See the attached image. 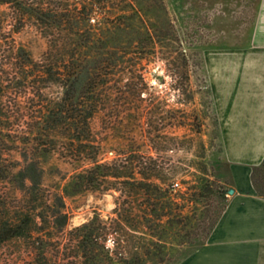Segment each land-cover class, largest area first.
<instances>
[{
	"label": "rangeland",
	"instance_id": "1",
	"mask_svg": "<svg viewBox=\"0 0 264 264\" xmlns=\"http://www.w3.org/2000/svg\"><path fill=\"white\" fill-rule=\"evenodd\" d=\"M26 1L74 4L83 0ZM104 1L107 3L97 5L90 20L93 29L100 28L97 21L110 25L123 16L167 19L173 26L170 34L178 33L183 41L180 49L188 56L185 69L181 57L175 53L176 45L169 44L173 63H166L157 55L150 62H143L140 71L135 72L127 65L119 66L112 83L101 92L103 101L99 113L90 122L101 145L100 162H111L119 149L126 150L129 144L135 143L145 162H157L162 174L169 179V188L177 184L164 200L168 207L161 213L162 229L147 224V220L152 221L154 217L146 196L88 190L64 197L65 221L40 224L32 240L3 243L0 264H32L37 260V250L32 253V247L45 249L47 264H83L70 231L95 217L102 222L101 228L104 226L112 233L105 240L110 254L116 250L115 240L125 249L119 251L129 256L135 247L147 243L139 239L141 232L146 233V240L151 239L149 235L158 233L166 246L153 257L165 264H177L191 254L196 245L205 243L211 218L226 203L216 197L218 187L227 189L228 198V171L222 160L221 133L206 60L212 53L248 44L257 0ZM58 35L64 36V31L44 30L26 16L24 20H15L8 5L0 6V164L17 172L31 161L39 163L41 170L37 176L48 195L61 194L62 186L73 174L90 167L88 161L74 162L65 158L60 141L54 144L44 136L43 115L60 99L62 88L35 75L36 70L28 59L43 61L45 52L54 48L53 39ZM134 84L143 91L139 98L133 95ZM26 173L31 174L29 170ZM199 181L209 187L192 196L198 191L190 189ZM14 187H20L16 178L9 184H0V191L20 197ZM123 209H127L134 221L130 218V223H125ZM44 211L50 215V211ZM116 227H120L118 238L111 230ZM136 227H140V232L133 231Z\"/></svg>",
	"mask_w": 264,
	"mask_h": 264
},
{
	"label": "trees",
	"instance_id": "2",
	"mask_svg": "<svg viewBox=\"0 0 264 264\" xmlns=\"http://www.w3.org/2000/svg\"><path fill=\"white\" fill-rule=\"evenodd\" d=\"M101 3L107 2L83 0L74 4H65V1L33 4L26 0H0V6H9L15 20H24L26 16L34 19L44 30L64 31V36L58 35L57 39H53L54 48L45 52L43 61H28L36 70L35 75L62 88L60 99L53 102L43 115L46 122L44 136L54 144L55 141H60L65 158L74 162L88 161L90 164L89 168L73 174L62 186L61 194L55 195H48L42 188L40 176H37L41 170L39 163L31 161L17 172L0 164V184H9L12 178L18 179L20 184V187H14L20 197L0 191V246L15 239L32 240L36 230L41 228L40 224L65 221L64 197L88 190H114L126 193L124 195L129 197L146 196L151 215L154 217L152 221L146 219L147 224L154 223L150 226L162 229L161 213L168 207L164 200L170 196L171 189L174 190L173 185L170 188L168 186L169 179L162 174L156 161H144L145 157L135 143L129 144L126 150L119 149L111 162H100L101 145L92 131L90 122L99 113L103 101L101 92L112 83L115 69L119 66L127 65L135 69V72L140 71L143 62H150L151 58L157 55L160 56L157 58L166 63H173V52L168 50L169 44L176 45L175 53L181 57L185 69L188 67V56L180 49L183 41L178 33L170 34L173 26L167 19L160 21L155 18L145 19L143 16H123L118 22L110 25L97 21L96 24L100 28L93 29L94 25H91L90 20L97 5ZM161 5L166 12L163 1ZM138 78L143 80L141 76ZM137 86L133 95L139 98L143 91ZM27 170L31 174L26 173ZM251 181L257 194L264 197V160L253 169ZM228 185L230 186V181ZM208 187L206 182L199 181L196 187L190 189L198 191L192 196L199 195L200 191L203 193ZM217 191L216 197L226 200V203L211 218L206 240L227 204V189L218 187ZM45 209L50 211V215L45 213ZM122 212L127 218L123 219L125 223H130V218L134 221L135 218L127 214V209ZM137 219L140 220L141 217ZM101 224L95 217L70 231L73 235L71 240H74L78 249V258L82 259L83 264H165L161 259L153 257L160 254L166 246L158 233L149 235L151 239L146 240V233L141 232L139 239L147 243L135 247L134 253L129 256L121 252L125 249L115 240L116 250L110 254L109 249H106L105 240L112 233H108L104 226L101 228ZM111 230L116 238L120 237V227ZM140 230V227H136L133 231ZM203 244L196 245L192 252ZM177 245L181 246L183 243ZM32 250V253L37 250V260H33L32 264L49 263L43 247H32Z\"/></svg>",
	"mask_w": 264,
	"mask_h": 264
},
{
	"label": "crops",
	"instance_id": "3",
	"mask_svg": "<svg viewBox=\"0 0 264 264\" xmlns=\"http://www.w3.org/2000/svg\"><path fill=\"white\" fill-rule=\"evenodd\" d=\"M256 5L248 44L206 60L233 193L205 243L177 264H264V197L251 181L264 160V0Z\"/></svg>",
	"mask_w": 264,
	"mask_h": 264
},
{
	"label": "water",
	"instance_id": "4",
	"mask_svg": "<svg viewBox=\"0 0 264 264\" xmlns=\"http://www.w3.org/2000/svg\"><path fill=\"white\" fill-rule=\"evenodd\" d=\"M232 193H233V189L230 188V189L228 190V194H232Z\"/></svg>",
	"mask_w": 264,
	"mask_h": 264
},
{
	"label": "built area",
	"instance_id": "5",
	"mask_svg": "<svg viewBox=\"0 0 264 264\" xmlns=\"http://www.w3.org/2000/svg\"><path fill=\"white\" fill-rule=\"evenodd\" d=\"M176 186H177V184H174V185H173V188L176 187Z\"/></svg>",
	"mask_w": 264,
	"mask_h": 264
}]
</instances>
